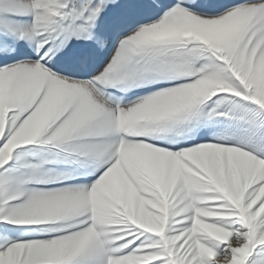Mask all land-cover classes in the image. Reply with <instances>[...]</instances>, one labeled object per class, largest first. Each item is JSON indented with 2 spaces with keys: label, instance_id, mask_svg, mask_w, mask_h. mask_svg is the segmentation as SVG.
Wrapping results in <instances>:
<instances>
[{
  "label": "snow or ice",
  "instance_id": "1",
  "mask_svg": "<svg viewBox=\"0 0 264 264\" xmlns=\"http://www.w3.org/2000/svg\"><path fill=\"white\" fill-rule=\"evenodd\" d=\"M0 264H264V0H0Z\"/></svg>",
  "mask_w": 264,
  "mask_h": 264
}]
</instances>
